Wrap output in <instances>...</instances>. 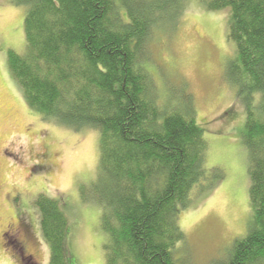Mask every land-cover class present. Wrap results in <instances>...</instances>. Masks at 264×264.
<instances>
[{
  "label": "trees",
  "instance_id": "trees-1",
  "mask_svg": "<svg viewBox=\"0 0 264 264\" xmlns=\"http://www.w3.org/2000/svg\"><path fill=\"white\" fill-rule=\"evenodd\" d=\"M229 9L227 37L235 55L226 78L246 103L242 133L248 151L252 216L244 237L213 264H264V0H200ZM25 6V50L7 52L9 70L28 106L45 119L100 134L92 194L108 234L107 264H181L176 243L185 237L180 211L207 178L208 141L193 96H164L152 72L151 40L174 29L185 0H14ZM261 101L253 102V94ZM208 188L223 179L210 176ZM49 264H73L69 216L59 198L35 199ZM23 264H35L31 257Z\"/></svg>",
  "mask_w": 264,
  "mask_h": 264
},
{
  "label": "rangeland",
  "instance_id": "rangeland-1",
  "mask_svg": "<svg viewBox=\"0 0 264 264\" xmlns=\"http://www.w3.org/2000/svg\"><path fill=\"white\" fill-rule=\"evenodd\" d=\"M180 19L151 40L152 72L164 96L174 102L182 83L193 96L198 124L208 141L207 178L196 184L190 204L179 214L184 239L175 246L181 264H213L229 257L235 239L244 237L252 216L248 151L242 140L246 103L226 78L235 42L227 37L229 9L210 10L200 0H185ZM25 6L0 0V264H49L50 248L35 204L39 193L59 198L70 226L73 264H107L101 228L102 207L92 194L100 160V134L74 130L45 119L28 106L13 78L7 52L25 50ZM261 93L253 94V102ZM215 172L223 179L208 184ZM21 231L5 235L10 226Z\"/></svg>",
  "mask_w": 264,
  "mask_h": 264
},
{
  "label": "flooded vegetation",
  "instance_id": "flooded-vegetation-1",
  "mask_svg": "<svg viewBox=\"0 0 264 264\" xmlns=\"http://www.w3.org/2000/svg\"><path fill=\"white\" fill-rule=\"evenodd\" d=\"M19 228H21V230L23 229L22 226H16V225L12 226L11 225L10 228H8L9 231L5 232V235H8V234L12 235V234L20 232L21 230Z\"/></svg>",
  "mask_w": 264,
  "mask_h": 264
}]
</instances>
